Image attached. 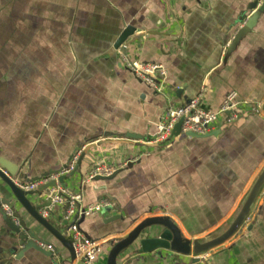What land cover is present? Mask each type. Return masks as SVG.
I'll return each instance as SVG.
<instances>
[{"label": "crops", "instance_id": "1", "mask_svg": "<svg viewBox=\"0 0 264 264\" xmlns=\"http://www.w3.org/2000/svg\"><path fill=\"white\" fill-rule=\"evenodd\" d=\"M253 1L0 0V32H20L19 40L13 34L0 44V156L31 179L78 151L76 163L90 148L67 181L81 197L78 206L111 205L125 217L105 224L112 214L95 215L82 224L103 247L95 264H106L110 240L147 217L167 216L184 239L203 241L236 216L264 167V109L253 115L246 104L264 107V12L228 58L223 45ZM126 24L139 30L127 56L163 65L164 90L147 88L121 65L113 44ZM230 91L246 104L239 108L244 117L227 128L220 122L218 135L161 147L125 138L150 140L169 107L201 93L202 108L216 110ZM96 165L122 171L90 183ZM45 235L59 258L36 255L16 264H81ZM8 241L0 218V259L8 255ZM135 249L123 252L118 264H194L192 256L132 255ZM198 259L195 264H264V187L249 223Z\"/></svg>", "mask_w": 264, "mask_h": 264}, {"label": "water", "instance_id": "2", "mask_svg": "<svg viewBox=\"0 0 264 264\" xmlns=\"http://www.w3.org/2000/svg\"><path fill=\"white\" fill-rule=\"evenodd\" d=\"M263 12L264 0L262 2H260V0H254L231 25L229 36L223 45V47L226 46V58L230 57L237 49L240 42L251 33ZM138 33L139 30L134 27L133 24L123 25V28L116 36L113 49L121 54V65L140 81V83L153 91L160 92L167 86V73L163 65L151 63V65L160 66L153 76H150L154 85L159 87V91H157L149 86L147 82L136 77L132 69L127 67L124 63L123 58H126L129 62L136 61L140 64H149L129 59L127 56V49L137 41ZM179 92L180 91H177V95L180 94ZM199 94L201 93H197L195 97L179 106L188 105ZM202 100L203 95L201 94V104ZM243 104H248L251 114L253 115L256 114L258 107H260V110L264 109L263 104L259 102ZM241 106L242 104L234 111L225 112L220 118L218 125L222 122V124L225 125L224 128H227L236 125L238 121H242L244 113L239 110ZM168 109L164 116L168 112ZM232 112L238 114V118L233 122L227 123L226 117ZM160 122L161 119L155 125L156 134L153 138L159 135L157 126ZM180 128L181 121L174 125L169 138L161 144H146L148 139L133 134H128L125 138L130 140H143L144 145L161 147L168 144L172 139L181 141L186 138L211 137L218 135L221 131L216 129L206 134L198 135L193 132L181 133ZM89 150L90 148L85 150L84 154H82L78 160L76 159V163L74 160L78 151H76L66 163L58 167V169L47 171L31 179L23 172V167L13 165L0 156V218L5 234L9 239L8 255L0 259V264H16L36 255H41L53 262L55 258H59L58 251L52 242L47 241V239L43 237L45 234L65 249L69 254L70 262H74L76 260V254L74 251V243L71 240L72 232H70V228L73 225H75L76 231L86 241L96 243L97 241L89 237L82 229V224L86 218L95 215L103 217L112 214L105 219V224L125 221V217L122 214H113L114 211H117V208L111 205L101 206L98 203L85 207H79L78 204L75 203V212L71 217H68L67 212L70 207L73 191L70 188V183L67 181L75 178L82 157ZM131 166V162L126 164V168ZM121 171V169H118L113 170L109 175L98 174L92 175L91 177L90 171L87 180L90 183L110 181ZM39 182L44 183L34 190L27 191L23 189V187ZM263 187L264 167L257 175L236 216L227 228L218 235L204 239L203 241L184 239L177 225L167 216L147 217L131 229L125 237L121 239H112L108 242L109 251L106 264H118L121 254L133 246H135L136 249L131 252L132 255H148L152 253L161 255L162 252H168L172 256H192L194 258L193 263H198V258L201 255L221 248L249 223L251 213L253 212ZM50 192H52L51 195ZM54 196L61 198L63 203L54 204L52 202ZM95 207L98 209L94 210ZM89 208H92V212L87 215ZM253 227V223L249 224L246 231H251ZM40 229H42V232Z\"/></svg>", "mask_w": 264, "mask_h": 264}, {"label": "built area", "instance_id": "3", "mask_svg": "<svg viewBox=\"0 0 264 264\" xmlns=\"http://www.w3.org/2000/svg\"><path fill=\"white\" fill-rule=\"evenodd\" d=\"M263 0H260L262 2ZM124 63L127 67L132 69L136 77L144 80L149 86L159 91V87L154 85L151 77L160 68L159 65L151 64H140L136 61L129 62L126 58H123ZM151 76V77H150ZM201 94L194 98L188 105L184 106H172L168 109L166 115L161 119V122L157 126L159 135L156 138H151L146 144H161L164 143L170 136L171 131L175 124L181 121V133L193 132L198 135L206 134L213 131L222 117L227 111H234L240 104H243L238 99V94L235 91H230L222 103L216 110H206L202 108ZM238 118V114L234 112L230 113L226 117V122L230 123ZM113 168L106 167L105 165H96L91 169L90 177L92 175H109L113 172ZM44 182L35 183L26 187L24 190L30 191L36 189L39 185ZM52 192H50V195ZM54 204H62L63 200L57 196L52 198ZM80 200V196H72L70 207L68 209V217H71L75 212L76 205ZM98 209L97 207L94 210ZM92 212V208H89L87 215ZM72 232L71 240L74 243V251L76 258L81 264H95L103 254V247L98 242L91 243L86 241L77 231L75 225L70 228Z\"/></svg>", "mask_w": 264, "mask_h": 264}, {"label": "rangeland", "instance_id": "4", "mask_svg": "<svg viewBox=\"0 0 264 264\" xmlns=\"http://www.w3.org/2000/svg\"><path fill=\"white\" fill-rule=\"evenodd\" d=\"M15 32H17V31H14L13 33H6V32H0V40H2V42L0 41V44H4L6 41H8V39H13V34L15 35V40H19L20 39V37H19V34H20V32L19 33H15ZM4 57H6V56H4ZM2 59H4L5 60V58H2ZM2 65H4V64H2ZM6 67V66H5Z\"/></svg>", "mask_w": 264, "mask_h": 264}]
</instances>
